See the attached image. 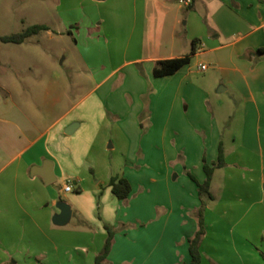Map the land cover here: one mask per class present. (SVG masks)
<instances>
[{
  "label": "crops",
  "instance_id": "obj_1",
  "mask_svg": "<svg viewBox=\"0 0 264 264\" xmlns=\"http://www.w3.org/2000/svg\"><path fill=\"white\" fill-rule=\"evenodd\" d=\"M93 1L115 5L104 19L127 21L125 40L116 31L112 49L138 51L126 73L121 66L99 78L97 67L105 71V66L91 71L96 88L112 101L111 123L103 118L115 133L109 148L119 142L125 157L122 168L109 175L105 191L111 190V178L119 176L130 183L131 195L119 200L111 220H101L98 241L81 250L75 247L79 253H73L61 239L68 233L52 222L59 213L58 179L71 177L74 185L83 184L72 146L64 139L83 123L69 118L66 79L48 78L41 95L27 87L17 86L14 93L0 87L5 94L0 92V264H94L107 238L104 225L117 231L107 264H190L188 239L198 229L194 214L202 202L188 173L204 183V163L217 162L220 144L226 165L212 176L213 199L204 197L201 263L209 255L215 260L223 256L218 244L227 233L233 238L228 239L234 247L230 256L239 264L249 259L264 264L257 252L239 251L236 240H261L264 253V53L259 52L264 48V0H198L184 23L181 53L175 52L180 20L169 42L160 22L168 0ZM96 26L89 32L101 36L102 27ZM194 41L190 64L173 75L154 76L158 62L190 55ZM82 62L91 70L87 60ZM202 65L207 67L204 72ZM210 70L206 84L194 75ZM212 89L241 101L240 132L228 142L215 110L208 107ZM237 151L243 153L233 159ZM47 167L54 179L50 184L39 175ZM218 171L221 185L216 182ZM79 218L92 223L83 214Z\"/></svg>",
  "mask_w": 264,
  "mask_h": 264
},
{
  "label": "rangeland",
  "instance_id": "obj_2",
  "mask_svg": "<svg viewBox=\"0 0 264 264\" xmlns=\"http://www.w3.org/2000/svg\"><path fill=\"white\" fill-rule=\"evenodd\" d=\"M97 5L93 0H0V37L21 33L34 25H46L49 28V31L33 36L21 45L0 43V87L12 93L16 91L17 86L27 87L41 95L48 78L62 79L64 77L67 82L65 88L68 92L69 118L76 117L83 122L76 134L64 138L72 146L71 155L77 162L78 175L82 178L83 184L74 185L75 179L71 177L59 178L56 182L59 200L70 205L73 217L67 226L55 229L68 233V236L64 235L61 239L63 244L69 246L70 250L76 254L83 246H89L93 239L98 241L100 235L97 226L101 225V220L112 219L119 200L113 196L111 190L105 191L106 184L111 172L114 169H121L125 162L119 142H115V149L109 148L113 145L115 133L103 118L111 123L113 118L109 109L112 108V101L109 97L102 96L101 93L104 90L96 88L97 83L92 80L91 71L94 72L97 66H105V71L97 67V78H99L100 75L104 76L121 66L126 73L131 69L129 61L138 55V51L133 49L129 52L124 50L115 52L112 49L117 34L120 41L125 40L128 34L127 21L104 19L108 15L109 7L115 6L112 5V1L104 6ZM191 12L193 11L188 10L178 0H168L165 6L160 22L168 42L176 19L180 20V23L176 25L179 34L175 46L176 53L185 50L182 35L187 15ZM116 24H120L121 29H114ZM151 24H153L152 21ZM96 25L102 27L101 36L100 32H89L90 29L97 30ZM168 47L167 54L170 49V46ZM83 58L87 60L91 70H86L82 62ZM212 73L213 70H210L205 74L194 75L206 84L207 80L204 78ZM21 81L26 84L20 83ZM1 88L0 92L4 94ZM212 90L208 107L210 105L215 110L219 125L228 142L230 135H239L240 132L242 116L241 111L238 110L241 108V101L231 97L230 93L217 94L214 89ZM229 124L232 125L231 131ZM145 127L143 132L146 131ZM233 148L235 147H229V151ZM241 152L237 151L233 159L240 156ZM221 171H218L216 176V182L219 185H221ZM97 181L100 182V186L96 185ZM66 182L72 187L70 193L61 191ZM137 185L136 191L139 193L142 187L141 184L137 183ZM96 189H101L104 193L100 195L95 192ZM56 210L59 211L57 208ZM80 214L91 219L92 223L89 225L81 223ZM83 233L90 234L91 238L89 239L90 235L85 237ZM228 239L233 238L224 233L221 243L218 244L219 252L223 256L215 260V256L209 255L211 257H205L201 264H239V260L230 256L234 247L232 241L228 242ZM236 240L239 251L257 252L264 261V253L260 247L263 243L261 240L248 239L249 241L245 244L240 243L239 239ZM95 246L94 243L93 248H90L94 250ZM247 263L257 264L258 261L249 259Z\"/></svg>",
  "mask_w": 264,
  "mask_h": 264
},
{
  "label": "trees",
  "instance_id": "obj_3",
  "mask_svg": "<svg viewBox=\"0 0 264 264\" xmlns=\"http://www.w3.org/2000/svg\"><path fill=\"white\" fill-rule=\"evenodd\" d=\"M197 1L198 0H191V4L187 7L188 10L194 11L195 4L197 3ZM46 31H49V28L46 25H34L27 28L21 33L0 37V43L21 45L25 43L27 39L39 35ZM195 47H196V41H194L192 44V51L190 55L181 58L168 59L158 62L157 67L154 70V76L155 77L170 76L177 73L183 67L190 64L191 56L195 54ZM259 52L264 53V48L260 49ZM225 165L226 164H225L224 150L222 145L220 144L218 150L217 162H215L211 166L208 165L207 163H204L203 169L206 175V180L204 183L202 184L198 183L195 177L190 173H188L191 180L194 181L197 185L198 194L202 202L200 208L197 209L195 211L196 213L194 214V216L197 219L198 229L194 234V236L188 239L189 254L191 257L190 264L201 263L202 257L200 253V244L206 232L205 224L203 220V213L206 204V200L204 199V197H206L208 200L213 199V196L210 192L212 176L216 169L223 168L225 167ZM109 187L111 188V193L113 194V196L120 201L127 200L132 192V188L128 180L119 176L111 178L109 182ZM104 229L107 233V238L105 240L102 251L96 256L94 264H107V258L113 247L114 236L117 231L109 225H104Z\"/></svg>",
  "mask_w": 264,
  "mask_h": 264
},
{
  "label": "water",
  "instance_id": "obj_4",
  "mask_svg": "<svg viewBox=\"0 0 264 264\" xmlns=\"http://www.w3.org/2000/svg\"><path fill=\"white\" fill-rule=\"evenodd\" d=\"M71 131H72V127L70 128V131L67 133L70 134ZM39 175L41 177H43L46 184H50L54 180V179H52L50 167L46 168L45 173H40ZM57 209L59 210V213H57L53 217V220H52L53 224L57 227L67 226L69 224L71 218H72V209H71L70 205H68L67 203H65L63 201H60L57 204Z\"/></svg>",
  "mask_w": 264,
  "mask_h": 264
},
{
  "label": "built area",
  "instance_id": "obj_5",
  "mask_svg": "<svg viewBox=\"0 0 264 264\" xmlns=\"http://www.w3.org/2000/svg\"><path fill=\"white\" fill-rule=\"evenodd\" d=\"M180 4L184 5L185 7H188L191 4V0H178ZM199 69L204 72L207 70V67L205 65H202L199 67ZM63 191L65 193H70L72 191V187L70 185H65Z\"/></svg>",
  "mask_w": 264,
  "mask_h": 264
}]
</instances>
